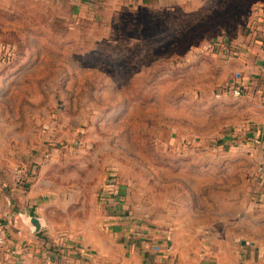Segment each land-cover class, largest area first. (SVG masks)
<instances>
[{"label": "rangeland", "instance_id": "obj_1", "mask_svg": "<svg viewBox=\"0 0 264 264\" xmlns=\"http://www.w3.org/2000/svg\"><path fill=\"white\" fill-rule=\"evenodd\" d=\"M75 6L0 0V136L13 146L20 135L22 164L35 151L37 167L85 203L108 181L168 221L244 202L233 233L264 248L261 160L242 145L239 100L215 98L242 73L237 47L257 37L264 0H161L105 15Z\"/></svg>", "mask_w": 264, "mask_h": 264}, {"label": "crops", "instance_id": "obj_2", "mask_svg": "<svg viewBox=\"0 0 264 264\" xmlns=\"http://www.w3.org/2000/svg\"><path fill=\"white\" fill-rule=\"evenodd\" d=\"M71 2L78 13L105 15L121 7L154 5L161 0ZM262 9L255 6L252 16L257 37L250 36L235 46L243 68L234 81L244 87V95L238 99L243 114L238 131L250 140L242 145L255 160L259 157L258 167L264 166V110L255 107L264 99ZM10 137L9 133L0 136V222L8 239L7 249L0 250V264H42L46 254L58 264H264V248L245 242L239 232L233 233L246 221L244 202L236 213L191 209L187 220L168 221L171 212L153 210L149 199L133 194L127 184L129 187H117L118 195L108 191L102 198L98 192L85 203L77 190L61 191V186L45 174V165L37 167L31 156L35 148L22 164L16 142L20 135H13V146H9ZM21 167L27 171L26 181L16 185L14 172ZM260 174L259 182L264 186V170ZM260 199L264 201V195ZM231 201L240 205L239 198ZM203 217L229 223L217 231L212 223L197 224ZM215 234L219 237L214 238Z\"/></svg>", "mask_w": 264, "mask_h": 264}, {"label": "built area", "instance_id": "obj_3", "mask_svg": "<svg viewBox=\"0 0 264 264\" xmlns=\"http://www.w3.org/2000/svg\"><path fill=\"white\" fill-rule=\"evenodd\" d=\"M243 86L240 82H235L232 83L231 85L225 86L223 89L219 90L216 95L215 98H223V97H231L234 100H238L241 99L244 95L243 93ZM255 107L257 109H262L264 110V99L258 101L257 103H255ZM264 170V166L260 165L258 167L257 172L262 173ZM26 169H24L23 167L18 168L15 172H14V181L16 183V185H24L25 181H26ZM110 191L111 193H115V185H113L112 181H108V185L105 187V189L103 190L102 194V198L103 195H105L106 192ZM5 225L3 223L0 222V250H6L7 249V244H8V239H7V235H6V229H5ZM13 254V253H12ZM42 264H58L56 263L52 256L50 254H46L44 255L43 259H42Z\"/></svg>", "mask_w": 264, "mask_h": 264}, {"label": "trees", "instance_id": "obj_4", "mask_svg": "<svg viewBox=\"0 0 264 264\" xmlns=\"http://www.w3.org/2000/svg\"><path fill=\"white\" fill-rule=\"evenodd\" d=\"M230 138L232 139V138H237V137H230ZM231 139H230V140H231Z\"/></svg>", "mask_w": 264, "mask_h": 264}]
</instances>
